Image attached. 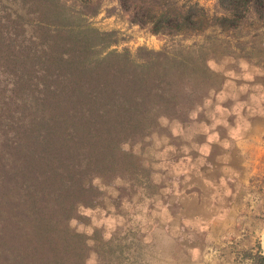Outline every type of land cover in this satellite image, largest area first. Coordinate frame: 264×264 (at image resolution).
<instances>
[{
	"label": "trees",
	"instance_id": "1",
	"mask_svg": "<svg viewBox=\"0 0 264 264\" xmlns=\"http://www.w3.org/2000/svg\"><path fill=\"white\" fill-rule=\"evenodd\" d=\"M118 2L163 35L264 17V0H217L212 13L194 0ZM99 5L0 0V264H86L87 238L69 221L95 197L92 178L118 171L123 142L195 104L201 45L106 50L120 37L90 23ZM245 255L264 264L260 244Z\"/></svg>",
	"mask_w": 264,
	"mask_h": 264
},
{
	"label": "rangeland",
	"instance_id": "2",
	"mask_svg": "<svg viewBox=\"0 0 264 264\" xmlns=\"http://www.w3.org/2000/svg\"><path fill=\"white\" fill-rule=\"evenodd\" d=\"M99 7L90 23L120 37L106 50L175 53L197 43L205 61L197 58L187 117L161 118L123 142L118 171L92 178L95 197L69 221L87 238L85 263L249 264L246 251L264 241V17L163 35L132 23L118 0Z\"/></svg>",
	"mask_w": 264,
	"mask_h": 264
},
{
	"label": "bare ground",
	"instance_id": "3",
	"mask_svg": "<svg viewBox=\"0 0 264 264\" xmlns=\"http://www.w3.org/2000/svg\"><path fill=\"white\" fill-rule=\"evenodd\" d=\"M263 248H264V241H263Z\"/></svg>",
	"mask_w": 264,
	"mask_h": 264
}]
</instances>
